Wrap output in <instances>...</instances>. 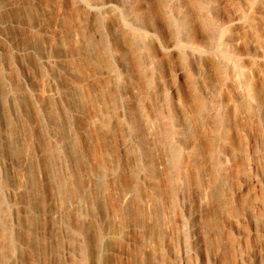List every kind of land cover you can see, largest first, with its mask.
<instances>
[{
	"label": "rangeland",
	"instance_id": "obj_1",
	"mask_svg": "<svg viewBox=\"0 0 264 264\" xmlns=\"http://www.w3.org/2000/svg\"><path fill=\"white\" fill-rule=\"evenodd\" d=\"M0 264H264V0H0Z\"/></svg>",
	"mask_w": 264,
	"mask_h": 264
}]
</instances>
